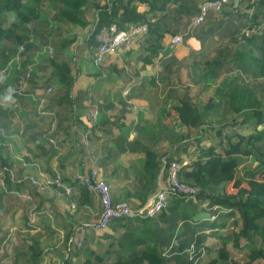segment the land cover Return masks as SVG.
<instances>
[{"label": "crops", "instance_id": "obj_1", "mask_svg": "<svg viewBox=\"0 0 264 264\" xmlns=\"http://www.w3.org/2000/svg\"><path fill=\"white\" fill-rule=\"evenodd\" d=\"M107 1L88 0L76 12L78 21L70 15L61 18L56 1H49L40 11L38 22L49 26L45 38L49 45L53 39L58 42L53 53L57 50L66 58L74 77L71 117L65 112L60 117L52 103L58 81L51 76V67L42 63L48 45L44 46L34 31H28L29 38L39 45L30 61L33 82L23 84L24 93L6 101L5 85L22 82L11 70V63L0 79V151L13 159L16 183L0 203V264H111L120 250L124 254L141 251L144 244L131 246L130 235L142 236L143 217L115 219L107 227L93 230L90 225L100 217L101 201L96 192L75 182L74 174L95 166L109 183L113 199L126 200L133 208L147 203L158 188L166 186L167 160L189 161L199 152L190 141L197 128L180 122L175 103L185 97L200 102L207 96L212 82L201 79L206 60L218 57L227 45L231 51L249 48L247 44L239 49L246 44L240 40V30L227 28L235 23L241 28L253 12V7L245 8L241 0H230L222 12L208 14L178 44H171L170 37L184 31L202 0H154L156 6L139 2L136 7L158 23V30H149L107 54L99 66L92 61L97 47L93 37L99 18L96 4L104 6ZM13 17L14 13L7 11L4 24ZM208 84V90H202ZM47 85L52 86L50 92H46ZM94 108L98 117L90 129L87 114ZM208 123L202 126L211 125ZM50 138L58 139V144H52ZM150 150L156 153L157 167L147 190L145 168ZM56 173L73 185L71 194L52 186ZM171 199L167 206L172 205ZM212 211L199 199L183 202L164 216H153L149 221L154 232L147 235L146 243L158 241L163 264H188L193 240L209 243L218 236L214 231L203 232L204 224L211 223L208 217ZM122 242L129 247H122ZM210 256L205 251L200 256L194 254L203 259Z\"/></svg>", "mask_w": 264, "mask_h": 264}, {"label": "trees", "instance_id": "obj_2", "mask_svg": "<svg viewBox=\"0 0 264 264\" xmlns=\"http://www.w3.org/2000/svg\"><path fill=\"white\" fill-rule=\"evenodd\" d=\"M49 1L57 2V12L61 18L70 15V18L75 21H78L76 17L78 8L88 2V0H0V69L3 65L8 64L12 57L18 56V60L12 62L11 70L16 73L24 85L30 81L33 82V71L27 76L26 70L30 66L32 57L39 49V45L29 38L28 31H34L44 46L50 44L49 40L45 38L49 30L48 23L38 22L40 11ZM110 1L108 0L104 6L96 4L99 8V18L93 34L94 39L95 33L102 26L112 22L117 23L119 27H125L131 22L147 21L149 30H158V23L148 20L145 13L140 12L136 7V3L139 2L151 7L156 6L154 0H114L109 5ZM241 5L249 10L253 5L252 17L248 16L247 21L252 19L259 22L264 19V0H257L255 3L251 0H241ZM7 11L14 13V17L8 25H5L4 14ZM227 28L241 30L236 23L231 27L227 26ZM239 33L241 34L240 40L249 45L248 50L234 51L230 57L221 55L206 60L201 70V79L211 80L218 77L222 71L228 73L231 70H237L248 77L246 78L247 82L243 80L240 84H235L229 94L225 93L222 86L215 87L213 92L208 91L204 100L200 101L201 107L193 102L191 97L181 98L174 105L180 122L197 128L196 135L190 141H194L199 148L198 155L180 169V178L196 187L195 196L198 200L201 199V202L208 200L209 205H217V208L213 210H219L221 213V216L211 220L210 224H204L205 228H214V232L218 233V236H215L209 243L201 238L197 241L203 252L211 254L214 251L216 253L215 256L211 254L206 260L208 264H217L218 261H224L226 264H264V167L256 173L255 177H240L236 172L239 166V159L236 155L238 153L251 155L250 143L253 140L264 139V129L262 128H254L246 133L241 131L242 125L247 124L250 120L264 124V100L257 96L253 87L257 81L264 78V32L252 36L244 35L241 31ZM70 41L72 39L62 40L59 46L67 45ZM55 45L57 47L58 42L53 39L52 46ZM253 47L260 49L261 54L254 53ZM42 58V63L51 67V76L55 75L58 81V86L51 95L52 103L57 105L60 117L63 112L71 117L74 103V98L71 96L74 81L71 68L66 58L59 55L57 50L53 55L46 54ZM12 86L15 90L12 92V96L24 93L21 91L24 89L22 84L14 83ZM206 86L202 90H208L210 85ZM2 87L4 89L3 85ZM222 96L227 97L228 107L231 112H234L233 116L230 120L219 125L211 124L203 127V118L219 111L217 99ZM61 107L63 108L61 109ZM225 126H231L232 131L224 132ZM204 132L211 133V138H209L211 140L208 143H205ZM183 136L182 133L177 138ZM216 136H219V139L213 140ZM146 157L144 187L148 190L156 175L157 159L156 153L152 150L147 152ZM12 160L9 155L0 151V203L5 200L4 197L10 194L12 186L14 187L16 184L13 181ZM262 161L264 162V157ZM185 197L186 194L173 195L172 199L170 198L172 205H166L156 216H164L183 202H192L191 197L187 200ZM151 219V217L142 219L146 221L143 230L144 233H147L146 235L143 232L142 236L130 235L131 246L144 244L141 251L124 254L123 250H120L111 264H163L165 259L158 249V241L155 240L153 243L147 241L146 243L147 235L154 232V228L150 224L151 221H149ZM253 235L259 238L258 244L252 239ZM241 238H244L248 244L246 250L241 247ZM122 247L129 246L122 242ZM201 253L196 252L197 256H200Z\"/></svg>", "mask_w": 264, "mask_h": 264}, {"label": "built area", "instance_id": "obj_3", "mask_svg": "<svg viewBox=\"0 0 264 264\" xmlns=\"http://www.w3.org/2000/svg\"><path fill=\"white\" fill-rule=\"evenodd\" d=\"M111 1L113 3L114 0ZM111 1L109 2V5L111 4ZM251 1L255 3L257 0ZM229 2L230 0H202L199 4L198 11L192 16L189 23H187L184 31L173 34L170 37L169 42L171 44L181 43L184 39V35L190 32L193 26L202 24L208 14L211 12H222ZM249 17H252L251 11L249 13ZM251 20L252 19H249L241 26V33L247 36L262 34L264 32V19L259 22ZM148 31L149 25L147 21L134 22L130 26L125 27H119L115 22L102 26L95 33V39L97 40L98 44L92 55L93 63L100 66L107 54L114 52L119 48L128 46L136 39L148 33ZM46 52L48 55H53V46L48 45ZM17 60L18 56L12 57L9 60V63H11L12 66V62ZM30 66L26 70L27 76L32 72V67ZM7 71L8 64L3 65L0 73V79L5 77ZM10 89H13V86L12 84L7 83L4 90L9 92ZM51 90L52 86L47 85L46 92H50ZM126 91L127 90H125V92ZM97 117L98 111L96 108L87 114V121L90 128L94 126ZM50 142L54 145H57L58 143L57 139L55 138L50 139ZM187 162L188 161L186 159H180L176 157L167 160L165 163L166 186H161L158 188L151 199L138 208H133L126 200L113 199L109 183L100 176L99 171L95 166H92L88 172L75 173L74 181L81 183L88 189L96 192L101 201L102 210L100 217L90 225V228L96 231L103 229L115 219L133 220L139 217L156 216L164 207H166L173 195L182 196V194H186V200L191 197L192 201H198V198L195 196L196 187L180 178V169L183 165L187 164ZM51 184L56 189L66 194L72 193L73 185L64 182L62 176L59 173H56L53 176L51 179ZM202 204L204 207H208V200L202 201ZM211 208L215 209L217 208V205H211ZM216 217L217 216L215 214H212L210 215L209 220L211 221ZM204 229L214 230L212 227H206ZM210 231L212 230H207V232ZM78 244H81V242H78Z\"/></svg>", "mask_w": 264, "mask_h": 264}, {"label": "rangeland", "instance_id": "obj_4", "mask_svg": "<svg viewBox=\"0 0 264 264\" xmlns=\"http://www.w3.org/2000/svg\"><path fill=\"white\" fill-rule=\"evenodd\" d=\"M247 44L244 45H240L238 48L239 49H245ZM230 45H227V48L224 49V51L222 52L221 55L224 56H228L230 57L234 51H231V48H229ZM237 48V47H236ZM237 48V49H238ZM248 50V49H247ZM253 51L254 53H258L259 55L261 54V50L253 47ZM198 69V68H197ZM1 71V69H0ZM248 76V74H247ZM246 78L244 76V73L241 71H237V70H231L228 73L226 71H222L220 73V77L217 78H212L211 82H212V86L211 89L209 90V92L211 93L214 89V87H218L219 84L222 86V88L225 90L226 94H229L230 91H232L234 89V85L235 84H240L243 80L245 82ZM218 85V86H217ZM254 90L255 93L257 94L258 97L263 98L264 100V78L260 79L259 81H257V83L254 84ZM193 102H195L196 104H198V106L201 107V103L197 100H194ZM217 104H218V109H219V113H214L211 114L210 116H206L203 118V124H206V122H209L208 124H212L213 126L219 125L225 121H228L231 119V117L233 116L234 112H231V109L228 107L227 104V97L226 96H222L220 98L217 99ZM226 110L230 111L229 113L226 112ZM223 111V113H221ZM210 117V118H209ZM264 124L262 123H257L255 122V120H250L247 124H243L242 125V129L241 131L246 132H250L252 131L254 128H263ZM234 129V128H233ZM2 132H4L3 128L1 129ZM207 131V130H206ZM224 132H228L230 133L232 131V127L231 126H225L223 129ZM204 139L209 141V138H211V133H206L204 132ZM219 136H216L213 138V140H218ZM206 141V142H207ZM2 142L4 143V139L2 140ZM249 148L251 149V155H246L243 153H238L236 156L239 159V166L236 169L237 175L240 177H255L256 173L261 170V168L264 167V162L262 161V158L264 157V139H260V140H256V141H252L249 145ZM206 208H211V205H208V207ZM213 210V208H212ZM215 214L216 216H218L220 213L218 210H213L209 215ZM210 217V216H209ZM208 217V218H209ZM207 230H212L210 232H213V229H203V232L206 233ZM209 233V232H207ZM252 239L254 240V242L256 244L259 243V238L255 235H253ZM241 247L243 250H246L248 248V244L246 242V240L244 238H241ZM201 246L200 244H198L197 242H194V240L190 243V246L188 247V250H190V256H188V259L186 260V262L188 264H208L206 262V260L209 257H206L205 259L201 258V257H194V254L196 252H203V249H200ZM195 250V251H193ZM211 254L213 256H215L216 253L211 252ZM217 264H226L224 261H218Z\"/></svg>", "mask_w": 264, "mask_h": 264}, {"label": "clouds", "instance_id": "obj_5", "mask_svg": "<svg viewBox=\"0 0 264 264\" xmlns=\"http://www.w3.org/2000/svg\"><path fill=\"white\" fill-rule=\"evenodd\" d=\"M14 89H10L8 92V95L4 96L3 99L6 101H11L13 99L12 92H14Z\"/></svg>", "mask_w": 264, "mask_h": 264}]
</instances>
